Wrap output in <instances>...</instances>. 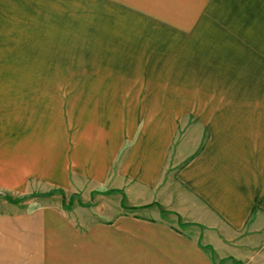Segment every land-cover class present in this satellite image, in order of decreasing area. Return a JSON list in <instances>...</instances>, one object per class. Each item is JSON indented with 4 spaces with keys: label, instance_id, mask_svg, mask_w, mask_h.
Returning <instances> with one entry per match:
<instances>
[{
    "label": "crops",
    "instance_id": "obj_1",
    "mask_svg": "<svg viewBox=\"0 0 264 264\" xmlns=\"http://www.w3.org/2000/svg\"><path fill=\"white\" fill-rule=\"evenodd\" d=\"M263 20L264 0H0V264H263L264 77L245 92L218 64ZM67 22L97 46L201 22L209 48L168 58L135 31L139 64L52 81Z\"/></svg>",
    "mask_w": 264,
    "mask_h": 264
},
{
    "label": "rangeland",
    "instance_id": "obj_2",
    "mask_svg": "<svg viewBox=\"0 0 264 264\" xmlns=\"http://www.w3.org/2000/svg\"><path fill=\"white\" fill-rule=\"evenodd\" d=\"M101 23L106 24V22ZM122 23H124V28L129 30V32L127 31L126 34L115 37V40L113 41H125V45H116L111 43L108 46H104L103 44H99L97 46V44L92 41L93 38L88 36L89 31L83 30V28L74 22L70 24L77 28L70 29L69 23L67 22L65 46L66 52L64 54H60V60L62 59V56H64V60L58 61L56 58L55 61L50 62L49 76L55 78L52 81L58 80V82H69V80H72L75 75H83L88 65H91L93 68H99V66L107 65L108 68H111L112 65L108 66L109 64H139L137 62L138 60L136 59V56H133L135 61H132L131 58L128 59L130 48H133L132 46H134V40L132 39L134 36L133 32L135 31L138 32V39L140 41H145L147 45L151 44L148 46V49L150 48V50L154 52H164L168 58H172L180 52L188 50L189 47H198L193 45L195 43H197L202 49L209 48L208 46L202 44L201 37L191 36V28H189L191 26L188 24L200 26L201 22H145L144 26L138 28L137 30H134V27L131 23L138 22ZM254 23L256 24V30H254V32L257 34L255 36L256 38H248V41L242 37H236L235 39L226 38L232 41L236 52L240 47H244L245 49L251 50V53L227 52L225 53L227 55V59L220 60L218 63L225 64L227 66V64H231L228 62L230 56H235L234 63H232V65L239 64L240 67L237 68V73H239L238 75L244 77L245 80L250 83L246 84V87L243 90L245 92L254 91V84L251 83L250 80L251 77H264V20ZM147 29H152V31H148ZM128 41H131L129 45L127 43ZM149 55L150 54L148 53L147 56ZM237 57L242 58L241 63L237 62ZM79 65H84L82 67V71H80V68H77ZM52 87H57V84H51V88ZM261 87L264 88L263 85H261ZM66 100L72 101V98L66 96ZM191 124L193 123L190 120V127ZM181 131L174 145L175 149L178 148L177 154H181V150L184 148L188 140L186 137L181 135ZM189 148L192 149L190 146ZM185 150L188 151L187 149ZM177 167L178 165L175 166V168Z\"/></svg>",
    "mask_w": 264,
    "mask_h": 264
}]
</instances>
